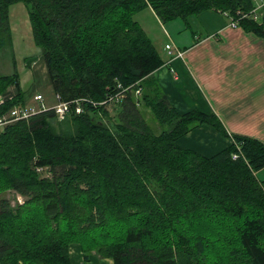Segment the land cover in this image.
<instances>
[{
  "label": "trees",
  "instance_id": "16d2710c",
  "mask_svg": "<svg viewBox=\"0 0 264 264\" xmlns=\"http://www.w3.org/2000/svg\"><path fill=\"white\" fill-rule=\"evenodd\" d=\"M18 4L53 93L83 100L84 113L56 129L48 111L0 133V264H72L74 244L85 262L96 254L114 264H264V145L234 137L211 158L181 149L201 125L228 133L216 115L177 111L154 76L165 60L134 18L151 7L165 24L210 11L239 20L254 2L0 0V53L12 47ZM239 24L264 37V11ZM13 66L0 76V118L28 100ZM119 87L130 90L113 119L100 104ZM8 191L25 202L13 207L1 198Z\"/></svg>",
  "mask_w": 264,
  "mask_h": 264
},
{
  "label": "crops",
  "instance_id": "0c3cea01",
  "mask_svg": "<svg viewBox=\"0 0 264 264\" xmlns=\"http://www.w3.org/2000/svg\"><path fill=\"white\" fill-rule=\"evenodd\" d=\"M145 10L156 20L157 31L151 32L147 22L135 21L156 43L165 60V65L154 74L163 92L180 114L199 111L216 115L228 133L226 136L204 124L179 139L177 145L207 158L233 145L234 137L264 145V37L241 26L232 28L225 21L205 17L209 13L224 16L217 11L165 24L151 7ZM15 15L20 23L31 26L24 5L12 8L11 22ZM158 31L166 39L162 50L156 42ZM170 44L183 52V57L167 51ZM70 254L72 264H114L112 259L96 254L85 262L81 247L76 244L71 245Z\"/></svg>",
  "mask_w": 264,
  "mask_h": 264
},
{
  "label": "rangeland",
  "instance_id": "374dc122",
  "mask_svg": "<svg viewBox=\"0 0 264 264\" xmlns=\"http://www.w3.org/2000/svg\"><path fill=\"white\" fill-rule=\"evenodd\" d=\"M205 17L210 18L211 20L217 19L219 21H225L228 24L230 23L228 18L220 14L216 15L209 13L205 15ZM18 18V15H15L12 21V26L14 28V30L12 28V47L9 46L6 49L2 50V52L0 53V76L12 75L15 71V68L13 66L14 62L15 66L17 67V70L21 74L22 87L27 90L29 94L26 105L32 104L34 97L39 94L44 95L49 105H55V94L53 93L51 88L52 86L48 77L47 68L42 59L41 51L34 44L30 28L31 26L29 24L20 23V19ZM134 18L135 20L141 23L147 22V24L151 28V32H155L157 27L156 20H154V17L149 11L142 10L139 13L135 14ZM156 33L159 36L156 42L159 48L161 49V47L165 46L166 39L161 32L158 31ZM32 59L36 60L32 63L31 66H28L29 61ZM141 110L145 120L152 128V130L156 134H160L162 132V128L155 119L151 110L146 108H142ZM107 112L109 113L111 118L113 117V119H115L114 117L116 116V111L114 106L108 107ZM62 125L63 121L56 120L53 122V126L56 129L61 128ZM260 177L263 178V174H261ZM1 198L10 201L13 207L21 205L25 202V198L13 191H8L2 194ZM96 259L98 258L96 257Z\"/></svg>",
  "mask_w": 264,
  "mask_h": 264
},
{
  "label": "built area",
  "instance_id": "2783aa9c",
  "mask_svg": "<svg viewBox=\"0 0 264 264\" xmlns=\"http://www.w3.org/2000/svg\"><path fill=\"white\" fill-rule=\"evenodd\" d=\"M255 4V8L250 13H242L238 12L237 16L240 17V19L245 18H251L256 21H259L263 11H264V0H252ZM226 18L230 20L229 27L237 28L239 27L240 19H235L234 17H231L229 13L225 12L222 13ZM167 51H169L171 54L176 53L177 57H183L184 53L175 48L172 44L166 46ZM120 92L110 96L107 101L101 103L102 106H113L116 103H119L122 99L125 98L127 92L130 89H122L119 87ZM136 94L138 96H141L140 91H136ZM56 98V104L55 105H49L47 103L46 98L44 95L39 94L34 97L33 103L26 105V106H18L12 109L8 114L4 115L0 118V133H2L6 127L9 125H12L14 123L29 120L30 118L44 113L48 111H54L56 113V116L58 120L64 121L71 113L76 112V114L80 115L84 113V101L83 100H77L72 102H64L62 101L61 97L58 95H55ZM5 97H0V108L5 104L6 102ZM236 158V156L234 157Z\"/></svg>",
  "mask_w": 264,
  "mask_h": 264
},
{
  "label": "water",
  "instance_id": "95a60500",
  "mask_svg": "<svg viewBox=\"0 0 264 264\" xmlns=\"http://www.w3.org/2000/svg\"><path fill=\"white\" fill-rule=\"evenodd\" d=\"M35 60H36V59H32V60H30L29 63H28V66H31L32 63H33Z\"/></svg>",
  "mask_w": 264,
  "mask_h": 264
}]
</instances>
